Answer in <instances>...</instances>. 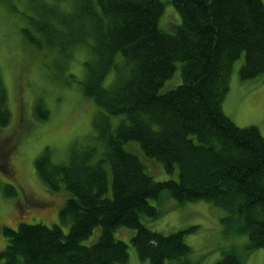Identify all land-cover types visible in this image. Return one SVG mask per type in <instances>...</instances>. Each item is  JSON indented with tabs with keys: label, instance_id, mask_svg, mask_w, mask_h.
<instances>
[{
	"label": "trees",
	"instance_id": "trees-1",
	"mask_svg": "<svg viewBox=\"0 0 264 264\" xmlns=\"http://www.w3.org/2000/svg\"><path fill=\"white\" fill-rule=\"evenodd\" d=\"M65 1L28 0L33 12L22 31L30 44L66 56L76 45L89 47L82 85L103 110L94 119L96 142L74 149L67 163L52 162L47 149L37 157L46 186L67 191L60 223L29 221L20 207L3 226L0 264L127 263L129 243L115 234L123 225L136 230L131 242L151 264H198L185 239L196 226L165 234L142 221L160 216L150 200H161L164 190L180 202L206 199L223 207L224 230L247 234V253L264 246V135L257 125L239 126L223 108L238 58L244 55L243 79L264 73V0H173L182 18L173 33L160 27L162 0H70V8ZM178 62L181 82L161 91ZM49 114L39 102L37 117ZM111 115L126 119L115 128ZM11 119L0 72V129ZM132 140L178 177L155 179L125 147ZM10 142L0 134V170L9 177L15 171ZM3 188L31 208L42 206L14 184ZM99 226L98 240L84 244ZM215 264L243 262L232 247Z\"/></svg>",
	"mask_w": 264,
	"mask_h": 264
},
{
	"label": "rangeland",
	"instance_id": "rangeland-1",
	"mask_svg": "<svg viewBox=\"0 0 264 264\" xmlns=\"http://www.w3.org/2000/svg\"><path fill=\"white\" fill-rule=\"evenodd\" d=\"M162 1L164 10L160 27L173 33L181 23V14L173 0ZM62 5L70 8L71 1ZM32 12L28 0H0V72L12 112L11 122L0 129V134L3 138L10 137V147L14 146L10 161L15 168L11 177L0 170V250L7 244L3 226L13 223L20 207L27 211L29 221L48 226L60 223V209L67 191L50 190L37 174L35 160L47 149L52 162L67 163L74 149L82 150L95 143L94 119L99 111H103L95 99L85 93L82 85L86 77L85 61L91 56L89 47L76 45L71 49V55L66 56L59 49H41L30 44L22 29ZM243 63L244 55L233 65L223 108L239 126L257 125L264 135V73L243 79L240 75ZM178 66V71L165 82L161 91L181 82L180 62ZM115 75V70L107 75L106 86L113 82ZM39 102H43L50 111L46 119H39L36 115ZM110 118L115 128L126 119L125 115H111ZM125 147L140 156L155 179L178 177V171L169 173L161 162L147 157L138 141H129ZM6 183L14 184L18 193L21 191L40 199L42 206L31 208L22 201L21 195H7L3 188ZM161 197V200H150L159 208L160 216L152 218L144 215L143 223L165 234L196 226L185 236L192 249L191 258L196 263L215 264L221 258L223 249L234 247L240 252L243 264H264V246L247 253L248 235L224 230L221 217L227 211L223 207L206 199L180 202L168 190H164ZM62 226L67 232L69 226ZM135 231L123 225L115 232L117 238L129 243V261L120 264H151L150 260L138 255L131 242ZM100 232L101 226L95 228L83 243L97 241Z\"/></svg>",
	"mask_w": 264,
	"mask_h": 264
},
{
	"label": "flooded vegetation",
	"instance_id": "flooded-vegetation-1",
	"mask_svg": "<svg viewBox=\"0 0 264 264\" xmlns=\"http://www.w3.org/2000/svg\"><path fill=\"white\" fill-rule=\"evenodd\" d=\"M37 200V199H36Z\"/></svg>",
	"mask_w": 264,
	"mask_h": 264
}]
</instances>
